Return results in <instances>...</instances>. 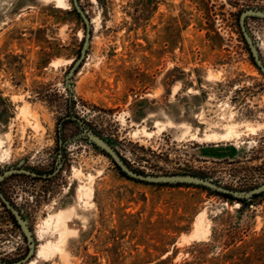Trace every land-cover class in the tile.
<instances>
[{"label": "rangeland", "instance_id": "obj_1", "mask_svg": "<svg viewBox=\"0 0 264 264\" xmlns=\"http://www.w3.org/2000/svg\"><path fill=\"white\" fill-rule=\"evenodd\" d=\"M79 1L92 34L69 76L86 35L73 0H0V174L50 173L64 158L50 178L1 182L34 231L25 264H264V192L238 199L129 179L67 119L81 118L142 173L200 175L236 190L264 183V73L239 23L264 0ZM247 27L264 60V18ZM26 104L32 123L20 113ZM90 185L94 195L79 202ZM11 214L0 200V260L28 250ZM51 214L71 231L43 258L54 238L40 225Z\"/></svg>", "mask_w": 264, "mask_h": 264}, {"label": "water", "instance_id": "obj_2", "mask_svg": "<svg viewBox=\"0 0 264 264\" xmlns=\"http://www.w3.org/2000/svg\"><path fill=\"white\" fill-rule=\"evenodd\" d=\"M73 4L85 23L86 35H85V39H84L83 46L81 49V54L79 58L72 65L69 71V76H71L77 70V68L80 66L81 62L85 58L87 54V50L89 48L91 34H92L90 19L87 16L83 7L81 6L80 1L73 0ZM251 17L264 18V9H261V8L245 9L241 12L240 18H239L241 31L248 44V47L254 58V61L260 67L261 71L264 73V60L261 56V50L259 47V43L255 40V38L253 37V35L251 34V32L249 31L247 27V20L248 18H251ZM68 118H72L73 120H75L81 125L83 132L79 137L85 138L90 143L98 147L100 150L108 154L111 157V159L115 162V164L121 169V171L131 178L144 181V182L155 183V184H193V185H198V186H204L211 190L221 192L223 194L232 195L233 197L238 198V199H249L251 197H254L264 192V183L254 188L248 189V190H236V189H232L226 186H222L218 182L213 181L210 178L200 176V175H194V174L157 175V174H147V173L136 171L132 169L124 161V159L121 157L119 152L115 149V147L112 145L109 139L104 138L101 135H99L92 128H90L88 124L84 122L81 118L76 117V116L67 117V119ZM58 157L59 159L62 157L61 152L59 153ZM61 166H62V162H60L57 168L53 172H50V173H41V172L29 169V168L16 169L14 167H11L0 174V200L16 219L20 229L22 230L24 236L26 237L28 248H29L28 253L24 258L17 260V261H11V262L0 260V264H25L36 253L35 235H34V231L32 230L30 226L29 220L19 210V208H17V206H15V204L6 197V195L2 191L1 182L6 177L13 175V174H17V173H25L33 177L50 178L59 172Z\"/></svg>", "mask_w": 264, "mask_h": 264}, {"label": "bare ground", "instance_id": "obj_3", "mask_svg": "<svg viewBox=\"0 0 264 264\" xmlns=\"http://www.w3.org/2000/svg\"><path fill=\"white\" fill-rule=\"evenodd\" d=\"M58 3L65 4V0H58ZM20 113L24 116L26 122L32 123V120H30V117L31 118H34V117H33V113L31 110V106L29 104L24 105L21 108ZM33 124L34 126L38 125L37 123L35 124V122H33ZM229 134H236V131L234 130V128L230 130ZM0 143H2V140H0ZM92 180H93V176L90 177V181ZM93 195H94V187L90 185L89 187L86 188L85 192L83 188L81 187L78 191L77 198L79 202L87 203L86 197L89 198V197H92ZM202 219L203 217L200 219V223L202 222ZM70 231H71V228L66 218L62 217L60 214L59 215H53V214L49 215L40 225V232L41 233L50 232L54 240H50V239L46 240V242L44 243L40 251L41 256L43 258H49L53 256L54 254L61 252L63 250L62 245L65 241L67 234ZM199 232L201 233L202 231L199 230ZM28 264H37V261L31 260Z\"/></svg>", "mask_w": 264, "mask_h": 264}, {"label": "flooded vegetation", "instance_id": "obj_4", "mask_svg": "<svg viewBox=\"0 0 264 264\" xmlns=\"http://www.w3.org/2000/svg\"><path fill=\"white\" fill-rule=\"evenodd\" d=\"M62 149H63V146L61 145V148H60V151H62ZM63 156V155H62ZM60 162H62V166L64 165V158H60L59 159V157H58V160H57V162H56V168H57V166H58V164L60 163ZM62 166H61V168H62ZM11 167H14V168H16V169H20V168H24V167H18V166H11ZM10 167V168H11ZM55 168V169H56ZM60 168V169H61ZM30 169V168H29ZM54 169V170H55ZM36 171V170H35ZM60 171V170H59ZM17 174H22V175H27V176H31V175H28V174H25V173H17ZM33 177V176H32ZM3 191V190H2ZM28 250H29V248H28ZM28 250H27V253H28ZM27 253L25 254V256L27 255ZM3 261H6V260H3ZM15 261H17V260H15ZM7 262H11V261H7Z\"/></svg>", "mask_w": 264, "mask_h": 264}, {"label": "trees", "instance_id": "obj_5", "mask_svg": "<svg viewBox=\"0 0 264 264\" xmlns=\"http://www.w3.org/2000/svg\"><path fill=\"white\" fill-rule=\"evenodd\" d=\"M108 155V154H107ZM109 156V155H108ZM119 168V167H118ZM120 169V168H119ZM120 172L124 175V176H126V177H128L129 179H134V178H131V177H129V176H127L124 172H122L121 171V169H120ZM201 187H204V186H201ZM205 188H207V187H205ZM219 194H223V193H221V192H218ZM223 195H225V196H228V197H233L232 195H229V194H223ZM258 195H260V194H258ZM258 195H256V196H258ZM12 215V214H11ZM12 217H13V215H12ZM14 218V217H13ZM14 220H15V218H14ZM16 221V220H15Z\"/></svg>", "mask_w": 264, "mask_h": 264}]
</instances>
